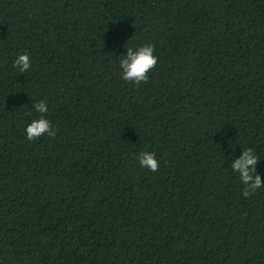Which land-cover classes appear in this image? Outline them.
Segmentation results:
<instances>
[{
  "label": "trees",
  "instance_id": "obj_1",
  "mask_svg": "<svg viewBox=\"0 0 264 264\" xmlns=\"http://www.w3.org/2000/svg\"><path fill=\"white\" fill-rule=\"evenodd\" d=\"M248 147L264 180V0H0V264H264Z\"/></svg>",
  "mask_w": 264,
  "mask_h": 264
},
{
  "label": "clouds",
  "instance_id": "obj_2",
  "mask_svg": "<svg viewBox=\"0 0 264 264\" xmlns=\"http://www.w3.org/2000/svg\"><path fill=\"white\" fill-rule=\"evenodd\" d=\"M154 53L155 48L151 44H144L135 49L128 47L126 55L119 62L122 69V79L132 82L136 86L147 82L149 73L158 64V57ZM14 65L19 69L20 73H27L32 67V60L27 53L21 54L16 58ZM34 108L41 115L38 119H34L25 129L27 139L34 141L45 135L55 137L57 129L53 128L51 121L43 115L49 111L46 100H40L34 105ZM259 159L254 149L248 147L243 149L242 155L231 163L233 172L238 174L243 185L242 195L245 198L254 195L257 190L264 187V180L257 172ZM139 163L142 167L153 172L158 171L160 167L155 153L148 151L140 153Z\"/></svg>",
  "mask_w": 264,
  "mask_h": 264
}]
</instances>
